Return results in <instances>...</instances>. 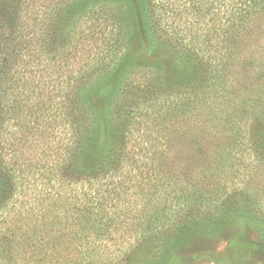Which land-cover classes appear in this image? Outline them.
<instances>
[{"label":"trees","instance_id":"trees-1","mask_svg":"<svg viewBox=\"0 0 264 264\" xmlns=\"http://www.w3.org/2000/svg\"><path fill=\"white\" fill-rule=\"evenodd\" d=\"M155 1L0 0V264H88L93 258L130 264L136 256L138 264L174 263L177 254L160 253L170 241L223 222L236 212L237 196L250 202L258 194L251 192L254 184H264V131L247 143L243 129L250 120L264 123V41L256 31L264 29V0H190L185 10L194 15L195 32L203 33L196 43L184 40L166 11L154 17ZM121 4L150 48L157 40L169 51L182 50V62L198 69L176 83L173 107L161 122L172 125L160 130L162 148L146 156L128 150V121L109 124L93 99L88 107L80 102V88L92 80H101L97 93L104 90L112 100L122 79L145 65L124 50ZM62 70L65 83L76 73L86 77H78L60 105L52 90ZM149 74L142 69L133 77ZM147 82L145 97L158 98L153 90L164 85L156 76ZM25 90L36 157L25 161L10 153L15 167L2 150L5 140H14L4 138V121ZM54 106L65 111L67 130L42 147L51 121L41 117ZM194 144L200 153L183 156ZM35 177L39 187L32 185Z\"/></svg>","mask_w":264,"mask_h":264},{"label":"rangeland","instance_id":"rangeland-1","mask_svg":"<svg viewBox=\"0 0 264 264\" xmlns=\"http://www.w3.org/2000/svg\"><path fill=\"white\" fill-rule=\"evenodd\" d=\"M122 1V0H117ZM190 0H156L151 8L155 13L158 12L164 13L166 11L167 15L171 16L169 19L174 25H176V30L178 33L184 34V40L190 38L193 43H196L202 39V34H197L195 32L196 27L198 26L196 22H192L193 18L189 13H187L185 8L189 4ZM119 3V2H118ZM122 5V4H121ZM165 5V6H164ZM122 8L126 14V25H127V39H126V51L133 52L139 61L143 62L145 65H140L138 69H134L129 75L125 76L122 79L121 84L118 86V89L115 92V95L110 97L104 93V90L97 93L96 87L101 83V80L93 83L92 81L87 82L86 86L80 88L84 91L82 94V99L80 102L89 106V102L95 103V107L103 111L106 120L109 124H117L128 121L130 123L129 138H128V150L130 152H135L138 154L140 151L145 156L147 155L146 151L150 150L159 151L162 148L164 139L161 137V129L163 126L172 125L169 122H162L163 113L165 110H171L174 103V93L176 92V83L183 82L187 80H182L189 78L197 73V67L190 66L182 62V50L177 52H172L163 46H160L156 40L157 45L153 48L149 47L148 42L138 35L135 31L133 32V21L131 16L128 13V9L125 7ZM171 10H170V9ZM173 12V15L169 12ZM169 13V14H168ZM162 23L165 22V19H161ZM161 27V32L164 33L162 24L160 20H156ZM192 23L193 29L191 30L190 24ZM81 28H84V25H80ZM189 27V28H188ZM264 29H256L257 33L262 34L264 41ZM87 32V31H85ZM194 33V35H193ZM199 33V31H198ZM167 35V34H166ZM132 48V50H131ZM118 49L113 50V55L118 56ZM124 52V53H125ZM194 54V51L192 50ZM202 52H199L198 55H201ZM155 64V65H152ZM131 68V67H130ZM129 68V69H130ZM150 69L152 74L146 76H134L133 74L137 70ZM45 72V69L43 70ZM42 71V72H43ZM157 71L160 74H156ZM37 75L39 73H36ZM63 70L57 75L58 83H54V89L52 93L55 94L54 101L57 100L58 104H62L63 98L70 94L72 89H75L78 77H86L85 74L76 73L68 83L63 82ZM148 76H156L158 78V83L164 85L161 90H153V92L158 96V98L152 99L150 97H145L147 91V78ZM133 77V79H132ZM134 78H137L134 80ZM165 83V84H163ZM24 88V87H23ZM26 89V88H24ZM165 92L170 93L168 97H165ZM26 90L23 92L24 97H20L19 103L14 107V110L11 112L9 117H5L4 124H7L6 129H4L5 137H10L14 140H5L6 147L2 148L3 153L5 154V159L8 165H13L18 167L17 162H14V159H11L10 153L21 154V157L25 161L34 160L35 149L31 146L35 143V140H31L33 137L30 136L29 129L31 127V119L33 114L29 117V113L26 111L31 103V93L29 95L28 101L26 100ZM161 93V96H160ZM166 100H171L165 102ZM48 101H46V104ZM3 108H6L5 102H3ZM94 109V108H93ZM175 111V110H173ZM10 113V112H9ZM47 121H51V125L46 128L45 135L40 137L39 141H48L44 144H41L42 147H45L47 143L56 140L57 137L64 136L67 126L65 124L66 115L65 111L58 109L54 106L51 110H44L43 117ZM258 120V119H257ZM257 120L247 121L243 125L244 133L247 135V143H251V140L264 131V123H258ZM178 122V121H177ZM175 126V125H174ZM173 126L171 127V129ZM53 129V130H52ZM158 133V134H157ZM259 134V135H260ZM53 135H56V138H53ZM48 137V138H47ZM31 140L30 144L20 146L23 141L27 142ZM48 139V140H45ZM15 147H9L11 145ZM185 146L184 152L182 155H193L200 153V149H197V146ZM180 147V148H179ZM181 145L179 143L175 144L174 150L176 151ZM150 149V150H149ZM187 153V154H186ZM13 157V156H12ZM188 157V156H186ZM245 161H248L245 158H242ZM20 162L21 168L25 165V162ZM97 163V162H96ZM39 164H41L39 162ZM34 162H27L28 170H33ZM136 181H139L137 176L134 178ZM33 187H39L40 183L34 178L32 182ZM251 192L258 193L254 198L250 199V202L242 196H237V200L232 203V207L236 208V212L231 216L226 215L223 222L218 220L209 223L206 226L191 228L188 233L182 238L183 241H178L177 244H173L172 241L164 247L160 253L163 255L171 256L177 254V259L173 261H165L162 263L157 259L156 264H264V184L263 182H256L251 189ZM254 194V195H255ZM249 210V211H247ZM249 213L251 215H249ZM139 244V243H138ZM149 244L146 243L144 246L139 247V253L144 254L148 250ZM89 258V257H88ZM87 258V260H88ZM135 259L139 260V257L136 256L130 264H138ZM105 264L102 259L93 258L88 264Z\"/></svg>","mask_w":264,"mask_h":264}]
</instances>
